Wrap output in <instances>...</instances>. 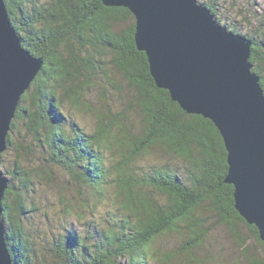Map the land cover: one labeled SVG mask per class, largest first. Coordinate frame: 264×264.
Listing matches in <instances>:
<instances>
[{"label": "trees", "instance_id": "trees-1", "mask_svg": "<svg viewBox=\"0 0 264 264\" xmlns=\"http://www.w3.org/2000/svg\"><path fill=\"white\" fill-rule=\"evenodd\" d=\"M5 2L22 45L43 60L0 154L14 264H264L259 229L236 209L235 186L225 181L219 129L157 86L130 9L104 0ZM216 3L206 5L217 18ZM225 26L252 40L264 89L263 27ZM35 180L76 191L58 200L54 218L43 214L53 228L41 244L31 232ZM219 227L240 257L217 252Z\"/></svg>", "mask_w": 264, "mask_h": 264}, {"label": "water", "instance_id": "water-1", "mask_svg": "<svg viewBox=\"0 0 264 264\" xmlns=\"http://www.w3.org/2000/svg\"><path fill=\"white\" fill-rule=\"evenodd\" d=\"M136 19L135 39L160 88L188 113L211 119L228 152L225 181L235 206L264 241V89L253 70L252 40L230 31L198 0H104ZM43 60L21 42L0 0V154L20 99ZM9 180L0 170V264H14L1 215Z\"/></svg>", "mask_w": 264, "mask_h": 264}, {"label": "rangeland", "instance_id": "rangeland-1", "mask_svg": "<svg viewBox=\"0 0 264 264\" xmlns=\"http://www.w3.org/2000/svg\"><path fill=\"white\" fill-rule=\"evenodd\" d=\"M213 1L217 2L215 4L218 11L217 18H221L220 23L222 25L225 26L227 21L229 23H237L244 33H255L253 29L255 30L256 27H263L264 29V25L260 22L262 15H264V0H212V2ZM198 2L207 7L206 3L209 2V0H198ZM20 132L24 133L25 130L20 129ZM16 156L18 155L13 151L7 154V157L11 160V162L7 160V163H5L8 168L10 166L14 168L11 163L15 160ZM58 174L59 172L57 175ZM59 176H61V174H59ZM75 193L76 191L70 187L57 188L53 186L50 188L45 183H40L37 180L31 182L30 194L34 195V202L38 206V209L33 212L32 222H34L35 225L31 228V232L35 234V238L40 236L37 240L38 244H41L40 239L43 240V236L51 233L53 228L50 221L51 218L48 220L43 214L48 211L51 217L54 218L59 207L58 200L64 195L72 198ZM214 236L216 239H214L212 244L217 248V252L224 254V257L229 261L233 260V255L240 257L239 250H233L237 244L233 242L232 236L224 228L219 227L216 229ZM249 242L253 244L255 240L251 238ZM172 243L173 242L170 240L168 245ZM261 254L264 256V253Z\"/></svg>", "mask_w": 264, "mask_h": 264}, {"label": "bare ground", "instance_id": "bare-ground-1", "mask_svg": "<svg viewBox=\"0 0 264 264\" xmlns=\"http://www.w3.org/2000/svg\"><path fill=\"white\" fill-rule=\"evenodd\" d=\"M175 248V247H174Z\"/></svg>", "mask_w": 264, "mask_h": 264}]
</instances>
